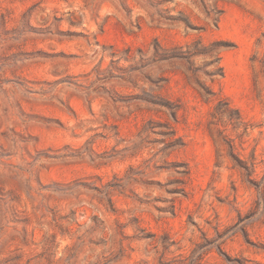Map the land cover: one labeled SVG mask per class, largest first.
Returning <instances> with one entry per match:
<instances>
[{
    "label": "rangeland",
    "instance_id": "rangeland-1",
    "mask_svg": "<svg viewBox=\"0 0 264 264\" xmlns=\"http://www.w3.org/2000/svg\"><path fill=\"white\" fill-rule=\"evenodd\" d=\"M0 264H264V0H0Z\"/></svg>",
    "mask_w": 264,
    "mask_h": 264
}]
</instances>
